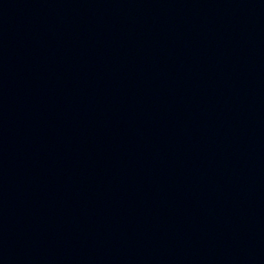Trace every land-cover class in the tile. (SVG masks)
<instances>
[{
  "label": "water",
  "instance_id": "95a60500",
  "mask_svg": "<svg viewBox=\"0 0 264 264\" xmlns=\"http://www.w3.org/2000/svg\"><path fill=\"white\" fill-rule=\"evenodd\" d=\"M0 264H264V0H0Z\"/></svg>",
  "mask_w": 264,
  "mask_h": 264
}]
</instances>
